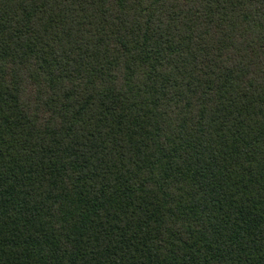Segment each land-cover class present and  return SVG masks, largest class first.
<instances>
[{
  "label": "trees",
  "instance_id": "trees-1",
  "mask_svg": "<svg viewBox=\"0 0 264 264\" xmlns=\"http://www.w3.org/2000/svg\"><path fill=\"white\" fill-rule=\"evenodd\" d=\"M0 264H264V0H0Z\"/></svg>",
  "mask_w": 264,
  "mask_h": 264
}]
</instances>
